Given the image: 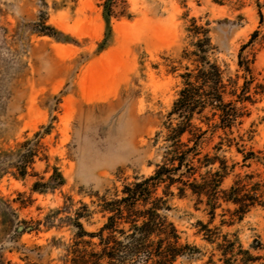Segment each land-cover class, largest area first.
I'll list each match as a JSON object with an SVG mask.
<instances>
[{
    "label": "rangeland",
    "instance_id": "374dc122",
    "mask_svg": "<svg viewBox=\"0 0 264 264\" xmlns=\"http://www.w3.org/2000/svg\"><path fill=\"white\" fill-rule=\"evenodd\" d=\"M201 32L236 117L194 112L176 144ZM179 156L150 198L195 248L172 264H264V0H0V264H70L98 243L78 223Z\"/></svg>",
    "mask_w": 264,
    "mask_h": 264
},
{
    "label": "trees",
    "instance_id": "16d2710c",
    "mask_svg": "<svg viewBox=\"0 0 264 264\" xmlns=\"http://www.w3.org/2000/svg\"><path fill=\"white\" fill-rule=\"evenodd\" d=\"M201 35L196 44L198 48L194 51L196 74L192 75L188 72L182 76L183 86L170 110L171 114L179 118V121L168 129L169 136L176 144L180 136L188 132L190 116L194 112H202L206 107L211 106L223 125L225 122L229 125V122L236 117V114L229 112V103L223 101L221 72L216 64L206 59L205 46L208 37L202 32ZM24 143L21 144L22 147ZM20 147L16 150L15 167L17 176L24 177L28 166L33 162L35 150L30 148L24 150ZM183 163V157H172L171 167L163 162L151 175L125 185L121 190V196L104 200L100 204V211L107 213V216L98 232L84 231L82 225L78 223L80 231L77 237L97 236L98 243L92 244L94 246L88 251H81L76 247L79 243L74 242L71 247L70 264H172L177 257L185 255L181 249L187 248L193 251L195 248L187 243L179 244L174 225L170 222L166 223L160 214L163 208L161 204L164 202L162 198L150 199L151 190L156 189L158 182L165 176L172 181V175L182 167ZM60 178L63 180L62 177ZM36 187L37 182L33 184V188ZM229 200L238 202L236 197H230ZM0 215L2 216V212ZM96 246L98 250H95ZM225 254L226 250H222L221 258L229 262V258H223Z\"/></svg>",
    "mask_w": 264,
    "mask_h": 264
}]
</instances>
